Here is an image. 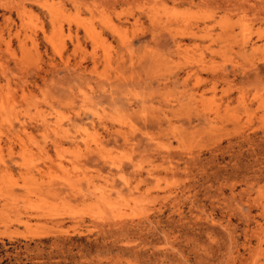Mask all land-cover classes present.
<instances>
[{"label": "rangeland", "instance_id": "374dc122", "mask_svg": "<svg viewBox=\"0 0 264 264\" xmlns=\"http://www.w3.org/2000/svg\"><path fill=\"white\" fill-rule=\"evenodd\" d=\"M0 264H264V0H0Z\"/></svg>", "mask_w": 264, "mask_h": 264}, {"label": "bare ground", "instance_id": "6f19581e", "mask_svg": "<svg viewBox=\"0 0 264 264\" xmlns=\"http://www.w3.org/2000/svg\"><path fill=\"white\" fill-rule=\"evenodd\" d=\"M63 128V127H62ZM62 128H60L59 130H57V131H55L56 133H59L60 135H62V136H68L69 134H68V129H62Z\"/></svg>", "mask_w": 264, "mask_h": 264}]
</instances>
